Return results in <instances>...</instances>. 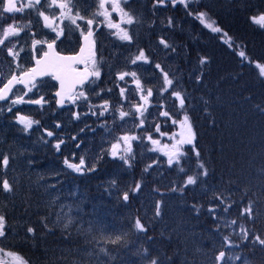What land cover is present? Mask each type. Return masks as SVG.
Returning a JSON list of instances; mask_svg holds the SVG:
<instances>
[{
  "label": "trees",
  "instance_id": "obj_1",
  "mask_svg": "<svg viewBox=\"0 0 264 264\" xmlns=\"http://www.w3.org/2000/svg\"><path fill=\"white\" fill-rule=\"evenodd\" d=\"M176 7L170 12L176 15L178 22L175 29L173 25L170 29L167 52L173 56L169 59L171 67L182 77L179 83L183 85L176 84V90L180 89L186 97L185 110L196 134L195 149L208 168V176H201L195 189L192 185L183 192L171 190L179 188L185 173L197 172L195 163L198 161L193 151H189L179 165L163 164L168 184L156 175L158 170L153 167L145 172L146 161L138 156L131 157V167L122 165L109 181L106 180L108 173L117 160L113 162L104 154L98 163L96 160L92 162L96 164L95 171L76 173L62 164L63 158L71 157L70 153L66 155L67 143L74 144L71 136L58 137L65 143L57 151L54 148L56 139L47 137L39 127L21 130L20 140L14 134L16 127L9 120L10 128L1 135L0 153L9 155L8 166L21 164V175L5 176L14 185L13 193L0 191V213L6 216L9 225L7 238H0L2 248L18 253L30 264H46V257L66 252L69 256L63 258L69 264H91L92 258L87 254H98L100 260L107 261L106 264H115L114 260L119 264H131L133 256L130 254H140L146 264L149 260L145 257L149 254L158 258L160 264H200L197 257L192 256L195 245L199 248L196 254H205L203 258L208 257L207 260L218 253L211 243L220 247L207 235L206 230L212 228L211 220L204 214L205 205L198 206L200 203L195 201L204 199L203 194L196 195L195 192L209 187L214 191L212 196L230 193L232 207L227 215L250 230L248 240L234 237L239 247H233V253L244 258L247 264H264V246L253 244L254 235L264 238V111L261 110L264 109V77L259 75L255 64L242 62L238 56L243 50L252 60L264 63V26L251 20L252 16L264 12V0H200L187 8L184 5ZM206 9L211 10L212 18L234 39L233 47L230 48L219 34L211 32L195 18L196 11ZM189 12L193 14L189 15ZM155 35L158 41L159 35L152 34ZM200 57H207L208 62L201 65ZM197 76L201 77L199 81ZM24 105L27 103L21 107ZM160 105L162 111H169L175 119L183 118L184 112L178 111L179 103L174 105L169 101ZM17 110L12 107L5 119L16 113L21 115ZM161 120L162 116L154 117L150 124L147 123V131L156 133L155 124L165 123ZM166 123H170L168 118ZM138 131L134 135L142 133ZM137 141L139 149L146 139ZM28 163L32 169L57 173L55 187L43 189L38 187L40 185L30 184L24 177ZM181 167L184 172L180 171ZM59 178H62L60 185ZM71 179H74L73 187ZM136 182H142L139 192L131 191ZM63 185L66 189L81 190L84 200L80 216L76 215L74 223L67 229L63 223H55L57 215L54 211L57 212L60 200L52 196L56 187ZM143 189H149L157 199L160 198L161 215L157 219L147 218L148 209L155 206L152 204L146 209V198L139 195ZM125 191L129 192L127 201L122 198ZM249 200L256 202L254 216L242 217L240 213ZM175 204L179 205L173 213ZM45 217L51 231L44 227ZM138 217L145 224L146 232L135 229ZM28 226L36 230L35 235L27 233ZM71 227L74 233L69 236ZM185 227L194 235L187 237L183 231ZM120 234H125L124 244L105 243V238ZM101 248L108 249V254L112 255L105 257ZM52 260L53 264H65V260H56L54 256Z\"/></svg>",
  "mask_w": 264,
  "mask_h": 264
},
{
  "label": "snow or ice",
  "instance_id": "obj_2",
  "mask_svg": "<svg viewBox=\"0 0 264 264\" xmlns=\"http://www.w3.org/2000/svg\"><path fill=\"white\" fill-rule=\"evenodd\" d=\"M124 2L127 3L128 0H124ZM171 2L175 4L176 0H171ZM179 2L184 4L185 8L188 7L186 0H179ZM193 2H195V0H193ZM157 3L164 4L165 0H157ZM109 5L111 6V10H109ZM93 6L94 10H91ZM113 12H117L120 15V20L123 24L131 26L137 22L134 14L130 11H125L124 8L121 7L120 0H26V2L25 0H0V49H3L7 57L11 58L9 60V73L6 75L0 72V85H2L0 86V101H10V106L8 108L9 112L12 111V106L17 104L28 103L43 106L45 103H48L44 96H40L38 99L27 100L25 97H27L29 93L35 95L33 90L39 92L40 87L43 85V81L40 78L51 76L59 82V90L55 93V97L58 98L56 100L58 105L63 106L67 103L76 106L78 102L83 101L88 103L89 112H91L92 115L102 117L105 113H112L113 115L118 114L119 120L122 122L125 121V118H133L138 121L134 124V127L146 133V135H129L125 133L117 136L115 142L111 144L110 149L102 150L100 156L94 157L97 163L103 158L104 151H107L113 158L119 157L125 164L131 167V157L133 153L132 141L147 139L154 146L152 149L153 151H164L169 166L173 164L179 165L181 163V158L185 156L183 146L192 145L193 149H195L194 141L196 134L185 110V95L181 91L174 89V79L170 78L169 72L165 71L159 63H156L154 68L159 71L161 80L154 86L145 85L142 82L141 76L138 75L135 70H121L115 73V80L123 82L125 85L128 83L126 78H131L132 82L135 84L134 92L139 97V101L136 103L131 102L129 89L127 87H119L118 83L115 86L119 87V96L122 98V102L118 106L113 105L109 100H103L101 104L94 105L91 103L88 93L84 90L85 88L91 89V85L95 83V79H99L101 76V66L97 61L94 51L95 40L92 39L95 35V31L99 29L101 25L109 29H116L112 35L116 36L118 40L127 42L129 45L134 42L133 35L130 34L128 28L121 27V23H114L112 21L111 17ZM18 13L24 14L25 16H32L34 14L35 22L31 18L23 22L17 20L15 16ZM192 14L193 13L189 12V15ZM194 15L195 18L204 24L206 28L210 29L211 32L219 34L220 38L225 40L230 48L235 45L234 39L212 18L210 9L196 11ZM6 20L10 22L5 24ZM251 20L256 24L264 26V12L252 16ZM171 23V18H169V24ZM37 24L40 26L41 31L48 29L54 36L51 39L45 37L37 38L40 36V33L32 30ZM66 30L68 32L78 31L80 33L81 37L88 45L87 55H85L86 48L84 46H81L79 53L76 55H61L56 51L57 41H59L62 36H65ZM22 34L30 40L27 52L25 51V47L20 44ZM25 43H28V41L26 40ZM160 44L164 45L165 48L170 47L164 39L160 40ZM21 53H24L25 56H31V60L22 63L23 58ZM238 56L241 58L242 62L247 61L250 64H255L259 69V75L264 77V63L252 60L247 52L243 50L238 52ZM33 61L34 63H32ZM138 62H143L144 64L152 63L143 49H138V54L129 58L128 61L130 65L139 67L140 65ZM207 62V57H200L199 63L201 65ZM29 63L32 64L31 67L27 66ZM76 65H84V70L79 71ZM125 67L127 68L128 64H126ZM196 79L199 81L201 77L197 76ZM17 85H24L26 91H23L22 95H16L14 89H16ZM154 88L155 94L161 98H163L165 93L170 92L171 97H174L175 100L179 102L178 111L184 112L183 118L179 120L172 117L167 110L159 112L160 116L171 119L172 123L174 125H179L181 129L178 134L179 139H176L177 134L174 133L172 138L175 142L171 145H163L162 147H156L160 145V140L153 139V133L148 132L145 128L146 123H151L148 121V116L151 115L149 106L151 104V98L154 97ZM104 91V89H101L100 92L95 93V95L100 96ZM111 91V88L107 89V92L110 93ZM123 101L128 103L129 110H124ZM261 110L264 111V109ZM73 115L76 119H79L81 113L75 112ZM85 115H87V113H85ZM16 120L19 124L23 125L24 131H28L33 125L40 124L38 120H34L30 116L17 115ZM60 126L59 123L54 125L55 128H59ZM44 132L47 137L56 139L54 148L59 151L61 145L64 144L65 141L55 137L53 131L45 129ZM155 132L159 133L161 136L166 135L160 131V125L158 123L155 124ZM71 139L75 141L76 137L73 136ZM80 147L81 145L77 143L76 148L79 149ZM73 156H75V153H73ZM195 156L198 161L196 174L187 175L185 173L186 179L179 188H173L171 189L172 191L183 192L187 186L196 185L201 176H208V168L205 163L200 160V152L198 150L195 151ZM9 161V155L0 153V168L7 169ZM156 163L157 161H153L152 164H148L144 171L147 172L153 167V164ZM64 164L67 168L81 174L85 171H95L96 168V164H89L84 155L78 157V163L70 162L69 158H65ZM180 171L184 172V169L181 167ZM112 183L115 184V181ZM141 183L142 182H136L131 191H139L141 189ZM0 191L5 193H13L15 191L14 185L3 175H0ZM156 191H159V189H156ZM122 198L127 201L129 199V192L125 191ZM213 199L218 200L220 204H224L225 202L224 198L220 196L219 193H215ZM255 203L254 200H249V203L243 208L240 215L242 217H253ZM231 206L232 205H228L225 207L224 211L227 212ZM198 210L199 209H197V211ZM209 212L214 213V209L209 208ZM160 215L161 202H157L155 206V216L158 217ZM55 223H63L64 228L67 229L73 224V219L68 214H57V221ZM236 223V220L230 222L231 225H235ZM134 226L139 232L147 231L145 224L142 223L139 217L136 218ZM8 227L6 216L0 213V238H7ZM44 227L51 231V229L48 228L47 217L44 218ZM26 231L27 233L35 235L36 230L28 226ZM249 234L250 230L241 225L239 232L241 239L248 240ZM125 242V234L105 238V243H110L112 245L119 246ZM255 243L264 246V238H261L260 235H254L253 244ZM224 247L232 248L239 247V245L228 236H225ZM100 252L104 253L105 257H107L109 250L101 248ZM145 258L149 260V264H160V260L158 258H152L150 254ZM230 259L233 258L228 257L226 260V252L224 250H220L218 255L215 256L216 264H221V262L222 264H228V260ZM234 259L239 260L240 257L236 256ZM0 264H30V262L16 252L5 251L4 248H0Z\"/></svg>",
  "mask_w": 264,
  "mask_h": 264
},
{
  "label": "rangeland",
  "instance_id": "obj_3",
  "mask_svg": "<svg viewBox=\"0 0 264 264\" xmlns=\"http://www.w3.org/2000/svg\"><path fill=\"white\" fill-rule=\"evenodd\" d=\"M200 0H186L188 5H192L194 3H198ZM121 7L124 8L125 11H130L132 14L136 17V23L134 25H126L121 23L120 15L117 12L112 13V21L114 23H121V27L128 28L130 34L133 35L134 42L129 45L127 42L120 41L116 38V36L112 35L113 32L116 31V29H109L106 26L104 28L100 29V39H99V49H98V55L96 56L98 63L101 66V76L99 79H95V83L91 85V89L85 88L84 90L88 93L89 99L92 104L99 105L103 102V100H109L113 105H119L122 102V98L119 96V87H127L129 89L130 99L132 103H136L139 101L138 95L134 92L135 90V84L132 82L131 78H126L128 83L125 85L123 82H118L115 80L114 76L115 73L121 70H128L137 71L138 75L141 76L142 82L147 86H154L157 85V83L161 80L159 71L154 68V65L156 63H159L161 66H163L164 70L169 72L170 78L174 79V89H177V85L180 84V80L182 79L181 74L177 72L175 69H173L170 65L169 59L173 58L172 54L167 52L168 48H165L164 45L160 44V40L164 39L169 44V39L172 33V25L175 29V26L177 25L178 18H176V15L173 13H170L172 10L176 9V5H184L179 2V0H176V3L173 4L165 2L164 4H158L157 0H128L127 3L124 2V0H120ZM94 10V6L93 9ZM109 10H111V6L109 5ZM24 16V19L22 22L26 19H33L35 22L34 14L32 16H25L22 14L20 19ZM169 18H171V21L173 24H169ZM102 19V18H99ZM67 23V22H66ZM167 26V27H166ZM177 27V26H176ZM36 30L40 33V37H45L47 39H51L54 34L50 32L48 29H44L43 31L40 30V26L37 24L36 27H34L32 30ZM158 34V41L156 38V35L153 37L152 34ZM80 33L78 31L75 32H68L66 30L65 36L61 37V41L63 40L62 47L63 49L70 48L72 46H76L79 42ZM29 40V39H28ZM30 42V40H29ZM28 43L24 45L25 51H28ZM10 46V45H9ZM138 49H143L145 51V54L149 57V60L152 62L151 64H144L143 62H138L139 67L132 66L128 63L129 58L134 57L138 54ZM175 51V49H174ZM21 56L23 58L22 62L31 59V56H25L24 53H21ZM156 57V59L154 58ZM10 60V59H6ZM9 64V63H8ZM128 64V67L126 68L125 65ZM119 84V87H116V84ZM177 84V85H176ZM181 86L183 84H180ZM111 88L112 91L109 93L107 92V89ZM101 89H104L105 91L101 93L100 96H96L95 93L100 92ZM56 90V83L53 81L52 78H47L46 80H43V85L40 87L39 92H36V90H33L35 92V95L33 93H29L25 99H38L40 96H44L45 100L48 101V103H45L43 106L41 105H35V104H28L22 106L21 108V115L23 116H30L34 120H38L40 122L39 125H33V127H39L41 131L46 135L44 132L45 129L49 131H53L55 134V137H65V136H75L76 140L74 141L73 146H71V143L68 142L66 145L67 153H70L71 157H68L70 162L78 163V157L80 155H84L86 158V161L89 164H92V162L95 160L94 157H98L101 155L102 150H108L111 147V144L115 142V138L117 136L123 135L125 133H128L129 135H133L136 133V130L138 128L134 127V124L137 123V120H134L133 118H125V121H120L118 114L113 115L112 113H105L104 116H98V115H92L91 112H89V105L88 103H85L83 101L78 102L76 106L72 104H67L65 108L58 109L55 105V98L53 97V93ZM21 91V92H17ZM23 91H26L24 87H21L20 89L16 90V95H22ZM177 91H180L178 89ZM169 101H172L175 105V102L179 103L175 100L174 97H171L170 92L165 93V97L160 98L158 95L155 94V88H154V97L151 98V104L149 106V112L151 115L148 116V121L154 120V117H158L159 112H162V109H160L161 102L163 104H167ZM10 102V101H9ZM7 104V109H5L4 106H1L0 108V143L3 142L2 134L4 133V130H7L10 128V121H12V124L14 127V134L18 135L21 140V130H23V125L19 124L16 120L17 113L11 116L9 119H5L8 117L7 114H4L5 111L8 110L10 103ZM124 103V110L127 111L128 109V103L126 101H123ZM3 105V104H1ZM79 112L81 113L80 118L76 119L73 115V113ZM87 113V115H85ZM37 117V118H36ZM109 118V120H107ZM179 119H182L181 117ZM177 119V120H179ZM165 123H162L160 125V131L162 133H165L166 135L161 136L159 133H153V139L160 140V145L156 147H162L163 145H171L175 141L173 140V134L176 135V139H179V133L181 131L179 125H174L172 123V120H170V123H166L167 118L162 116V120ZM106 121H109L107 123ZM59 123L61 126L59 128H55L54 125ZM150 124V123H148ZM147 126V123L145 125V128ZM69 128V133H66V129ZM61 129L64 130L61 132ZM136 129V130H135ZM155 131V129H154ZM138 132H141L139 129ZM150 132V131H149ZM94 136L93 139L91 136ZM140 135H146V133H141ZM47 136V135H46ZM72 140V139H71ZM166 140V142H163ZM139 141H132V157H139L140 159H143L146 164H152L153 161H157L156 164H153V168L158 170V173L156 174L159 178L164 179L165 183L168 184V180L165 177L164 172V165H167V156L164 155V151H153V145L150 141L146 139V142H141L142 148H137L139 146ZM19 144H21V141H18ZM79 143L81 147L79 149L76 148V144ZM146 144V145H144ZM123 147V145H122ZM78 151L79 153L75 152ZM183 151L185 152V156L182 158H186L187 155L190 152L196 151V149H193L192 145H184ZM136 152V153H135ZM21 153V148H20ZM73 153H75V156H73ZM135 153V154H134ZM104 155H107L110 160L113 162L117 160V164H113V167L111 169V172L108 173L107 181H109L111 178L115 176L116 173L119 172L122 165H126L124 161H122L119 157L113 158L111 155L107 153V151H104ZM181 158V159H182ZM65 158H63L62 164L65 168L66 165L64 164ZM189 161V160H188ZM176 164H173L175 166ZM192 167V166H191ZM195 167H197V163H195ZM67 168V167H66ZM69 169V168H67ZM26 180L30 182V184H35V186H38L39 188L43 189H53L55 187V184L58 182L57 179V173L49 172V171H40L37 169H32V166L30 163L27 164L26 170H25ZM62 172V171H61ZM74 172V171H73ZM10 174H16L21 175V164L18 166H8L7 169L0 168V175H3L4 177H8ZM196 174V173H194ZM194 174H187V175H194ZM5 177V178H6ZM186 179V176L184 180ZM9 180V179H8ZM183 180V181H184ZM74 179H71L72 187ZM10 182V181H9ZM62 182V178H59V184ZM66 182L64 181V184ZM190 187L192 185H189ZM195 185H193L194 187ZM65 186H57L56 192H53L52 196L54 198H57L59 201V206L57 212L54 211V214H60L65 215L68 214L72 217V219L77 218L76 215H79L81 203L83 200L82 197V191L77 189H66ZM195 189V187H194ZM141 190V189H140ZM139 190V191H140ZM138 191V192H139ZM196 195L203 194L204 199L197 198L195 201L200 203L198 206H201L203 203L205 205L204 211L206 213L205 217L208 218L211 225V231L209 229L206 230L207 235L211 239L210 241L216 240L217 244H220V247H217L215 243H211L212 246L215 247V252L219 253L220 250H224L226 252V260L228 257H232L233 259L228 260V264H247L246 260L242 257H240L238 254L233 253V247L232 248H225L224 247V237L228 236L230 239L234 241L235 236H239L240 227L241 225L235 224L231 225L230 222L233 220L227 215V212L224 211L225 207L228 205H232L231 198L227 192L220 194L224 198V204H220L218 200H214L212 194L214 193L213 190H211L209 187H203L200 188L198 192H195ZM59 195V197H58ZM140 196L145 197L147 206H156L157 202H160V198L155 196V194L150 191L149 189H143L142 192L139 194ZM61 197V199H59ZM157 199V200H156ZM9 199L7 198V203ZM13 202V201H12ZM58 205V204H57ZM179 205V204H178ZM178 205L175 204V208H173V213L175 210H177ZM232 207V206H231ZM209 208L214 209V213L209 212ZM230 209V208H229ZM80 216V215H79ZM147 218L148 219H157L158 217L155 216V207L152 209H148L147 211ZM57 219V216L56 218ZM74 223V222H73ZM79 223H77V226ZM71 233L69 236H72V233H74L73 228L71 227ZM90 231V230H89ZM183 231L187 237L193 236V232L189 228H183ZM93 232V231H92ZM102 234V233H101ZM96 237V236H95ZM197 239H200L198 236ZM197 241V240H196ZM0 248H2L0 246ZM199 250L198 246H194V254H192L193 257H197L198 263L200 264H216L215 262V256L218 255L214 254L213 257L210 256V258L207 260L208 257L203 258L205 254H196ZM8 251V250H5ZM68 251V250H67ZM88 252V251H87ZM89 253V252H88ZM92 258L91 264H106L107 261L99 259L98 254H87ZM112 255V254H108ZM133 256L131 259V264H146V261H142L140 254H130ZM50 256V255H49ZM52 256L56 257V260L63 261L65 260V264H69L68 260L66 258L64 259L63 256H69L68 252L65 254H52ZM52 256L46 257V264L47 262L49 264H53ZM58 256V257H57ZM236 256H239L240 259H234ZM115 264H119L117 260H114ZM109 263V262H108ZM111 264V263H109ZM222 264V262H221Z\"/></svg>",
  "mask_w": 264,
  "mask_h": 264
},
{
  "label": "flooded vegetation",
  "instance_id": "obj_4",
  "mask_svg": "<svg viewBox=\"0 0 264 264\" xmlns=\"http://www.w3.org/2000/svg\"><path fill=\"white\" fill-rule=\"evenodd\" d=\"M25 2H26V0H25ZM22 16V14H16V16H15V18L17 19V20H19V21H21L22 22V20L24 19V16L22 17V19H20V17ZM8 22H10V21H5V24H7ZM101 28H104V26L103 25H101V27L99 28V29H97L96 31H95V35H94V37L92 38V39H94L95 40V55L97 56L98 55V49H99V39H100V29ZM33 31H36V32H38L37 30H36V28H35V30H33ZM28 41L29 42V40H28V37H26V36H24L23 34H22V38L20 39V44L21 45H25L26 43H25V41ZM30 43V42H29ZM80 43H81V35H80V38H79V42L77 43V45L74 47V46H72V47H70V48H66V49H63V47H62V44H63V40L61 41V40H59V41H57V47H56V50L58 51V52H60V53H66V54H75L77 51H78V49H79V47H80ZM6 59H11L10 57H7V55H6V52L3 50V49H0V72H3V73H5L6 75L9 73V71H10V68H9V61L8 60H6ZM29 60H31V59H28V60H26V61H29ZM23 63V62H22ZM33 63V62H32ZM27 66L28 67H31L32 66V64L31 63H29V64H27ZM76 68H79V65H76ZM48 78H51V77H48ZM47 78H45V79H42V81L43 80H46ZM0 86H2V85H0ZM57 87V86H56ZM17 89H20L21 90V86L20 85H17L16 86V89H14V91H15V93H16V90ZM17 92H21V91H17ZM8 102L9 101H5V102H3V103H0V108H1V106H4L5 107V109H7V104H8ZM10 103V102H9ZM1 104H3V105H1ZM12 107H14V108H17L18 110V112H21V104H17V105H14V106H12ZM8 110L7 111H5L4 112V114H7L8 115Z\"/></svg>",
  "mask_w": 264,
  "mask_h": 264
},
{
  "label": "water",
  "instance_id": "obj_5",
  "mask_svg": "<svg viewBox=\"0 0 264 264\" xmlns=\"http://www.w3.org/2000/svg\"><path fill=\"white\" fill-rule=\"evenodd\" d=\"M165 2H171V0H165ZM81 46H84V47L86 48L85 55H87V54H88V52H87L88 45H87V42H85V41L83 40L82 37H81L80 47H79L78 51H77L75 54H66V53H60V52H59V53H60L61 55H76V54L79 53ZM56 51H57V50H56ZM94 51H95V47H94ZM57 52H58V51H57ZM33 63H34V61H33ZM77 69H78L79 71H83V70H84V65H79V68H77ZM48 77H51V76H45V77L40 78V79H45V78H48ZM51 78L53 79V77H51ZM53 81L56 83V86H57L55 92L53 93V97L55 98V105H56V107H57L58 109H63V108L67 105V103H66L65 105H63V106L58 105V104L56 103V100H57L58 98L55 97V93H56L57 90H59V82L56 81L55 79H53ZM20 86L24 87V85H20ZM1 102H5V101H0V103H1Z\"/></svg>",
  "mask_w": 264,
  "mask_h": 264
},
{
  "label": "bare ground",
  "instance_id": "obj_6",
  "mask_svg": "<svg viewBox=\"0 0 264 264\" xmlns=\"http://www.w3.org/2000/svg\"><path fill=\"white\" fill-rule=\"evenodd\" d=\"M168 3H171V2H168Z\"/></svg>",
  "mask_w": 264,
  "mask_h": 264
}]
</instances>
